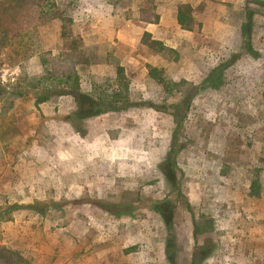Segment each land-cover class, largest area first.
<instances>
[{
  "label": "rangeland",
  "instance_id": "obj_1",
  "mask_svg": "<svg viewBox=\"0 0 264 264\" xmlns=\"http://www.w3.org/2000/svg\"><path fill=\"white\" fill-rule=\"evenodd\" d=\"M57 1L93 61L80 72L84 89L100 82L97 65L120 64L115 53L137 83L130 105L115 112H102L91 93L79 104L65 96L36 108L38 92H14L23 70L10 63L11 51H0V67L20 72L15 85L0 87L2 147L16 172L0 176V264H264V239L257 241L264 238V0H248L244 14L230 6L235 0H218L211 12L216 18L217 6L227 7L225 24L193 33V50L180 44L182 58L167 77L198 94L175 158L172 107L182 94L166 96L144 75L138 79L142 66L130 59L149 56L144 47L115 51L101 36L137 24L141 7L157 12L178 0ZM60 29L58 22L40 29L42 51L58 54ZM23 67L31 78L44 72L38 57ZM75 112L87 117L76 124L82 134L69 120L65 131L61 124ZM255 171L259 199L248 196Z\"/></svg>",
  "mask_w": 264,
  "mask_h": 264
},
{
  "label": "trees",
  "instance_id": "obj_2",
  "mask_svg": "<svg viewBox=\"0 0 264 264\" xmlns=\"http://www.w3.org/2000/svg\"><path fill=\"white\" fill-rule=\"evenodd\" d=\"M248 3L250 2L246 0L245 11L248 10ZM195 11L188 4L177 7L176 18L181 30L192 33L200 31L202 25L195 20ZM139 21L144 24L158 25L160 16L155 7L144 6L140 8ZM57 22L61 26L60 38L64 44L58 54L53 55L50 51L40 49L39 33L40 29ZM74 27L75 20L59 8L57 0H0V51H11L10 63L13 66H20L23 70V77L13 87V90L16 94L23 88L37 91L39 97L35 102L36 108L65 96H72L79 104L80 72L92 65L93 61L86 54L83 38L74 33ZM140 44L150 55L164 57L169 63L177 64L181 60V55L177 50L168 48L163 42L153 39L149 33L143 35ZM34 57L39 58L44 72L39 77L31 78L25 72L23 63ZM147 70L148 78L158 85L166 96L182 94L180 104L172 107V116L177 126L173 136L172 154L174 157L179 152L181 128L187 120L192 102L198 94V87H194L184 80L175 82L169 79L163 69L147 66ZM115 71L116 78L114 80L99 78L100 82L91 83L94 105L102 112H115L121 107L126 108L131 103V80L120 64L116 66ZM84 118L87 117H84L80 112H75L67 120L71 122L78 134H82L76 124ZM174 158L172 159L173 165L175 164ZM175 166H171V169L176 170ZM176 175V171H174L172 176ZM175 187L178 196H182L179 183ZM261 195L262 183L258 171H255L250 179L248 196L251 199H259ZM87 204L108 208V205L102 202ZM109 208L111 207L109 206ZM113 208L120 209L119 206ZM13 209L15 210L17 207H13ZM118 213L116 212V214Z\"/></svg>",
  "mask_w": 264,
  "mask_h": 264
},
{
  "label": "crops",
  "instance_id": "obj_3",
  "mask_svg": "<svg viewBox=\"0 0 264 264\" xmlns=\"http://www.w3.org/2000/svg\"><path fill=\"white\" fill-rule=\"evenodd\" d=\"M199 0H178L177 2H171L170 5H158L157 6V13L160 16V22L158 25H151V24H144L143 22L136 20L137 24H127L124 26V28L118 30L115 34V36H101L104 40L103 42L110 43V46L116 51L121 50H129L132 53H135V51L143 46L140 44L141 39L145 33H149L152 35L153 39L157 41L163 42L168 48H171L173 50H177L181 55L180 50V44H185L189 50L194 49V40L192 32H186L181 30L180 26L178 25L177 18H176V9L179 5H191L196 12L194 13L195 20L199 22L202 26H208L209 24L212 25V23H220L225 24L221 20L222 17L226 16L227 14V7H224L220 4V6H217L220 8L219 17L214 18V9L213 12V4L217 5L218 0H210L208 4H205L203 2L198 3ZM230 6L233 8V10H236L239 12V14H244L245 11V2L244 0H235L234 3L231 2ZM229 6V7H230ZM198 10H197V9ZM199 11V14L197 15ZM217 14V13H216ZM242 17V16H241ZM242 22H245V16L242 17ZM228 24V23H227ZM230 29H232V25L229 26ZM211 28V27H210ZM96 29V27H95ZM97 30V29H96ZM98 31V30H97ZM200 33V32H199ZM197 32V34H199ZM100 35V34H99ZM206 37V36H205ZM96 38V37H95ZM208 38V37H206ZM115 58L120 61V65L125 69L126 74H128V68L127 64L123 61V57L119 56L117 53H115ZM105 57H108V54L105 55ZM182 58V55H181ZM132 61V64L138 67L139 73L137 74L138 79H143V75L147 78L148 82H152L148 78V70L147 68H144L143 70V61L145 64V67L151 66L158 69H163L168 73V69L171 65L164 57H161L159 55H149L147 57H143V55H134L130 59V63ZM134 61V62H133ZM189 63H192V59H188ZM95 73L93 72V75L99 77V78H108L111 80H114L116 78V71L115 68L113 69L112 66H110V61L101 63L96 66ZM176 72L181 76V70L180 67L177 68ZM131 83H137L136 80H131ZM141 83V82H138ZM132 87V84H131ZM130 87V91H131ZM92 91V87L90 86V89L85 90L84 87L81 85V94L87 95L89 97L90 93ZM47 103L42 104L41 106L46 105ZM44 108V107H42ZM60 116V115H58ZM66 116V115H64ZM62 117L61 118V124L63 126V130L65 131L66 128V121L68 117ZM60 122V119H58ZM58 122V123H59ZM2 138L0 136V153L4 155V157H0V176L2 179L15 177L16 172L15 170V161L12 156L6 155V151H4L2 147ZM1 158L3 160H1ZM15 172V173H14ZM8 181V180H7ZM10 183V182H9ZM264 238H259L257 241H260ZM261 242V241H260ZM257 247H260L259 245ZM264 254V253H263ZM263 256V255H262Z\"/></svg>",
  "mask_w": 264,
  "mask_h": 264
},
{
  "label": "built area",
  "instance_id": "obj_4",
  "mask_svg": "<svg viewBox=\"0 0 264 264\" xmlns=\"http://www.w3.org/2000/svg\"><path fill=\"white\" fill-rule=\"evenodd\" d=\"M19 70L12 68L7 64H3L0 67V87L8 88L11 85H15L19 77Z\"/></svg>",
  "mask_w": 264,
  "mask_h": 264
}]
</instances>
